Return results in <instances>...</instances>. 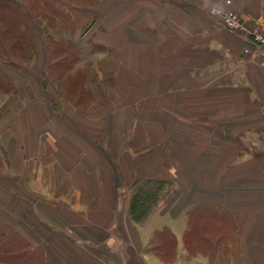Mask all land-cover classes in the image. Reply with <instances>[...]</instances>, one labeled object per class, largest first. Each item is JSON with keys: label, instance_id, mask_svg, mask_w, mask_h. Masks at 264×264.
Listing matches in <instances>:
<instances>
[{"label": "crops", "instance_id": "1", "mask_svg": "<svg viewBox=\"0 0 264 264\" xmlns=\"http://www.w3.org/2000/svg\"><path fill=\"white\" fill-rule=\"evenodd\" d=\"M211 5L244 28H220ZM87 6L88 25L51 31L79 49L87 99L42 90L43 42L30 65L0 63L14 86L0 91V228L39 264H264V51H243L264 0ZM39 202L70 223L41 222Z\"/></svg>", "mask_w": 264, "mask_h": 264}, {"label": "rangeland", "instance_id": "2", "mask_svg": "<svg viewBox=\"0 0 264 264\" xmlns=\"http://www.w3.org/2000/svg\"><path fill=\"white\" fill-rule=\"evenodd\" d=\"M4 1L7 3L10 2V4H12L14 9L7 10L5 7H3L4 8L3 9L1 8V4H0V26L9 27V31H10L9 35L7 34L3 35V33H0V49L3 48L9 51V48L12 47L13 45L12 48L15 49L14 50L15 54H7L6 56L0 50V63L1 62H5V63H15L16 62V63L30 65L34 61L35 59L34 56L36 55V52L38 51L39 44L37 43L38 42L37 39L33 41V39L29 38V40L25 42L24 44H22L21 41H19V43H15L16 38L14 36H16L17 32L20 33L23 27V23L25 24L28 23L27 19L25 18V15L23 14L19 15L16 12V7H18L20 11L22 10L24 11V13H27V15L29 16L28 17L29 19L32 18L31 22L34 24L33 31L35 35L31 34V36L34 38L39 36V43L43 42L47 63H46V69H45L46 73L43 75V77L45 76V78H43V81L41 82L42 90L44 92H47L48 90H50L49 92L50 94H51V91L53 90L55 91V95L57 94V97L64 96L65 98L71 99L74 93L80 89V91L82 92L81 94L82 99H87L88 94H86V91L82 85V76H83L82 70H76L74 74L70 73L72 69L74 68L75 62L78 59L79 49H77V47H75V45L70 41L64 42V41L55 40L51 35V31L55 28L57 24L56 22L57 20L61 21V24L63 25V27L67 29H73L79 25H81L82 27H85L86 25H88L90 16L88 17L86 15L87 12L83 8L88 7L87 5H92L93 2L91 1V3L89 4V3H86V0H78V2L77 1H72V2L66 1L67 2L66 4H62L58 0H51L53 9L54 8L57 10L59 9L60 11V13H57V14L54 13V16H52L42 11V6L39 4V0H4ZM88 2H90V0H88ZM214 6H219L223 9H226V7L222 5H211L209 6L208 10ZM226 10L235 11L238 14H241L236 10H232V9H226ZM218 26L220 28H224L219 24ZM243 28H244V17L242 18V27L237 29L236 31L242 30ZM254 29H258L259 31L264 33L263 30H260L257 27H254ZM11 34H13L14 36H12ZM50 37H52L55 41L61 44H55V41L51 42L52 40ZM48 42H50L51 44L49 46V48L51 47L50 52L54 51L52 55H48L50 54L48 53V47L46 48V46H48ZM8 55H11V56H8ZM61 56H65V58L62 59ZM49 62H51L50 65H49ZM28 75H30V72H28ZM45 79H48L51 82L56 81L58 85H60V87L53 86V88L47 89V82H45L46 81ZM7 81L9 83H7ZM10 83L13 86V83L10 77L4 74L0 70V91L6 92V90L3 89V87L7 84L10 85ZM11 90L12 89H9V91L7 92H10ZM203 106H204L203 109L205 110L206 109L212 110V105L203 104ZM219 107H216V108L220 110L222 108H225L226 106L223 107L221 105ZM0 149L2 148L0 147ZM0 155H2L1 152H0ZM2 159H3V156H0V166L1 167L4 166V164L2 163ZM0 170L3 173H5L4 169L0 168ZM54 206H50L46 202H39L37 204V209L39 212L38 214L39 220L44 223H47V222L51 223L54 226L61 225L62 227H64L67 222L70 223V219L72 218L70 216L68 217L67 214H66L67 216H63L61 212L59 216L53 215V213L57 212L58 210V209H55Z\"/></svg>", "mask_w": 264, "mask_h": 264}, {"label": "trees", "instance_id": "3", "mask_svg": "<svg viewBox=\"0 0 264 264\" xmlns=\"http://www.w3.org/2000/svg\"><path fill=\"white\" fill-rule=\"evenodd\" d=\"M60 3L62 4H66V1H77L78 0H58ZM91 1L93 2L94 0H90V2H88V0H86V3H91ZM14 2V1H13ZM38 3V2H37ZM52 1L51 0H39V4L42 6V11L48 13L49 15L54 16V13H60L59 9H53L52 6ZM82 3V2H81ZM0 4H1V8L5 7L7 10L8 9H14V7L12 6V4L5 2L4 0H0ZM5 4V5H4ZM51 6V7H50ZM4 9V8H3ZM16 12L21 15H25V18L27 19L28 23H23V27L20 31V33L17 32L16 36H14L13 34H11L12 36H14L16 38L15 43H19V41L22 42V44H24L25 42H27L29 40V38L33 39V41L35 39L38 40V44H39V36L37 37H32L31 34H34V24L31 22L32 18H28L29 16L27 15V13H24V11H20L18 7H16ZM16 14V13H15ZM33 17V16H32ZM9 27H3L0 26V33H3V35H9ZM51 38V42H54L55 40ZM55 44H61L57 41H55ZM47 45V43H46ZM50 42H48V46H46V48L48 47V55H52L54 53V51L50 52ZM60 46V45H58ZM57 46V47H58ZM13 47V45H12ZM12 47L9 48V51H7L6 49L1 48L0 50L4 53V55L7 56V54H15L14 50ZM11 56V55H8ZM16 56V55H14ZM62 59L65 58V56H61ZM51 64V62H49V65ZM7 83H9L7 81ZM7 86V87H6ZM3 89L7 91H9V89H13V86L9 84L5 85L3 87ZM156 235V237H155ZM154 240L155 242V248H157V254H159L162 257H166L168 248L170 247L171 244V238L170 236L164 232V233H154ZM29 248V249H28ZM41 256H42V252L41 250H37V249H30V247H28L26 240L18 235L17 233H13L11 235L6 234L1 228H0V262H2L3 264H36V262H32V260H30L31 258H35L37 257L38 261L37 263L39 264L41 261Z\"/></svg>", "mask_w": 264, "mask_h": 264}, {"label": "built area", "instance_id": "4", "mask_svg": "<svg viewBox=\"0 0 264 264\" xmlns=\"http://www.w3.org/2000/svg\"><path fill=\"white\" fill-rule=\"evenodd\" d=\"M208 13L225 29L237 30L242 27L243 17L235 11L214 6L208 10ZM247 43L248 46L244 47V52H249L251 46L264 51V33L258 29H253L247 37Z\"/></svg>", "mask_w": 264, "mask_h": 264}]
</instances>
